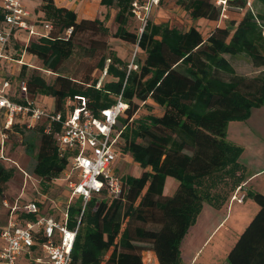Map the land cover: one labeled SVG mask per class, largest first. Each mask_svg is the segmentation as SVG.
<instances>
[{"label": "trees", "instance_id": "1", "mask_svg": "<svg viewBox=\"0 0 264 264\" xmlns=\"http://www.w3.org/2000/svg\"><path fill=\"white\" fill-rule=\"evenodd\" d=\"M133 1L101 0L118 9L112 32L105 20L79 18L74 9L42 0L41 20L50 23L51 30L11 54L18 59L25 50L55 75L48 82L37 71L26 73L23 65L20 76L27 80L30 94L52 95V110L64 118L82 104L81 97L97 117L119 95L128 104L116 126L123 129L118 152L130 153L142 172L138 176L118 172L123 183L119 197L104 188L92 196L83 214L81 197L68 207L69 226L76 227L80 220L70 264H144L146 250L155 252L159 264H185L181 245L204 204L224 207L246 178L247 168L240 160L244 147L228 138L229 123L245 121L254 108L264 106V0H251V5L249 0H228L225 11L234 16L228 24L221 23L223 9L215 0H176L190 19L216 23L207 35L197 25L183 29L151 18L142 31L141 25L131 29L130 20L136 18ZM3 16L0 8V21ZM85 34L91 36L87 44L79 41ZM107 36L138 47L132 68L109 46L103 38ZM77 46L98 59L82 75L72 76L64 66ZM237 55L247 56L260 72L238 73L231 62ZM108 60L107 73L101 77ZM142 107L147 110L141 113ZM61 131L60 123L47 132L41 125L24 139L26 153L35 158L31 171L43 193L49 194L73 157L59 152ZM14 175L15 168L0 161V192ZM170 178L175 180L172 194L166 192ZM245 197L254 199L259 209L227 261L264 264V194L250 190ZM33 201L40 209L46 205L38 198Z\"/></svg>", "mask_w": 264, "mask_h": 264}, {"label": "built area", "instance_id": "2", "mask_svg": "<svg viewBox=\"0 0 264 264\" xmlns=\"http://www.w3.org/2000/svg\"><path fill=\"white\" fill-rule=\"evenodd\" d=\"M161 2L162 0L133 1L131 10L142 23L140 31ZM215 2L222 6L223 16H227L225 10L228 0ZM248 4L251 5V0ZM1 9L4 16L0 21V76L3 63L9 58V42L15 31L25 29L30 34L36 33L34 26L28 21L31 13L25 0H1ZM44 28L48 34L52 25L45 22ZM70 32L71 29L68 30ZM109 63L110 60L107 61L102 76L107 73ZM132 67L133 61L129 69ZM10 85V80L0 83V161L10 160L5 150L15 124L18 123L24 129H32L41 121H45L43 125L46 132L54 123L62 125V131L58 135L59 152L61 155L72 153L73 157L70 166L61 176L69 189L61 219L42 214L34 201L23 204L19 199L13 203L8 199L4 200L8 219L0 231V264H70L80 220L78 219L76 227L69 226L68 207L77 197H81L83 214L92 196L104 188L113 197H119L123 193V183L115 166L123 129L116 126L128 104L119 95L117 101L103 109L97 117L86 109V99L81 97L82 104L70 109L64 118L61 112L37 106L34 99L28 97L26 79L19 83L25 102H17L11 98L8 91ZM242 189L239 186L235 190L232 201L243 202L245 192L242 193ZM29 214H36V219L21 216Z\"/></svg>", "mask_w": 264, "mask_h": 264}, {"label": "rangeland", "instance_id": "3", "mask_svg": "<svg viewBox=\"0 0 264 264\" xmlns=\"http://www.w3.org/2000/svg\"><path fill=\"white\" fill-rule=\"evenodd\" d=\"M58 4L60 5H69L74 9L79 17H82L84 14L85 9H89V4L91 2H88L87 0H74L71 2L70 0H57ZM104 13L100 14V18H105L106 24L110 26L111 28H115V22L110 21V19H107V11L109 8H105ZM38 11V10H37ZM227 16L221 17L222 24H228L230 20L234 17L229 12L226 13ZM151 19L155 22L161 23V22H170L173 25H176L178 27H181L183 29H186L191 24H195L199 26V28L203 31L205 35L208 34V32L215 26V24H205L209 20L206 18H197V19H190L185 12V10L176 3V0H167L164 2L161 6L158 5L154 8ZM211 22V21H209ZM129 27L135 28L137 25H141V21L131 19L129 23ZM112 30V29H111ZM114 30H112L113 32ZM89 37H91L88 34L81 35L80 42L83 44H87V40ZM98 38H101L100 35L97 36ZM105 38L109 46L112 47L110 42L113 40V37L107 36L103 37ZM116 51L118 52V55L121 56L124 60L129 61V65L133 61L134 57L139 55V52H137V48L132 46V49H125L122 48L119 44L115 47ZM98 57L93 58L90 57L89 54L84 51L83 48L77 46L75 50V54L65 62V71L72 75L77 76L78 74H83L85 71L87 65L89 63H96ZM231 62L235 66L236 70L240 74L245 75H256L260 72L261 68L256 67L252 64L251 60L245 56V55H237L231 58ZM34 68H30L29 73L33 71H37V73H40L48 82H52L55 78V75L50 71H44L42 69V61L38 59L37 57L34 59V64L32 65ZM100 72L97 70L95 72V75H99ZM103 77V76H101ZM34 102L37 106H40L42 108H46L48 110L53 109V96L48 94H36L33 95ZM147 110V107H142L141 113L145 112ZM254 112L252 116H250L245 121H240L243 125V127H249V128H258L262 133H264V106L260 108H254ZM156 113H160L159 109H154ZM252 118V119H251ZM251 119V120H250ZM263 122L261 126L259 125V122ZM244 123V124H243ZM261 127V128H260ZM238 133V131L236 132ZM33 134L32 130L25 129L22 131L20 135H16L14 138H12V146L8 147L6 146L5 153L10 158V160H1V162L7 166V167H13L15 168V175L14 177L8 181L3 186L2 192H0V230L2 227L6 224V221L8 219L7 214V208L4 205V200L9 199L14 202V199L18 198L21 203H26L31 201L35 196H37V193L41 192V187L39 186L37 177L34 176L32 173V168L35 163V158L31 155L27 154L25 151L26 142L24 139L27 136H30ZM251 134V133H250ZM250 134H242L238 135L239 139H241V143L245 146L253 145L251 140L254 138L252 136H249ZM264 136V134H262ZM264 140V139H263ZM241 143H238L242 145ZM243 146V145H242ZM250 148V147H249ZM249 151H253V148H250ZM250 156H253L252 153H250ZM115 166L117 168V172L120 174H132L135 176H138L142 172V168L133 160L130 153H119L116 161ZM30 175V177H28ZM173 181H175L173 178H170L166 192L172 194V185ZM55 184L58 185H64L65 182L57 179L55 181ZM235 192V191H234ZM234 192L231 193L229 200L226 204H229L232 202V196L234 195ZM64 186H58L56 188L54 185L49 191V196L51 197H60L62 199L64 197ZM246 197H244L245 201ZM237 201V200H236ZM211 205L209 203H205L203 210L198 216V219L196 223L191 226L189 229V232L185 236L182 245V257L185 260H188L189 257H191L193 254L198 252V263L197 264H208V263H218L223 260V258L228 255L229 251L231 250L232 246L235 244L237 239L231 244V247L229 251H227V246L229 245V238L224 237L223 234L226 231V226L222 228L219 232L218 230L210 237V239L204 244L205 238L210 234L215 227L216 220L219 218L218 214H215V217H212L211 211ZM48 206H45L44 209L47 210ZM214 208V207H213ZM217 209V208H214ZM58 212L55 214L57 215ZM212 218V219H211ZM250 222V221H249ZM247 223V225L249 224ZM230 224V223H229ZM246 225V226H247ZM244 230V229H243ZM218 232V233H217ZM224 238L223 241L220 242V239ZM231 239V238H230ZM233 240V238L231 239ZM231 242V241H230ZM2 244V239L0 238V245ZM226 253V254H225ZM143 261L144 264H159L158 258L154 251L152 250H146L143 252Z\"/></svg>", "mask_w": 264, "mask_h": 264}, {"label": "crops", "instance_id": "4", "mask_svg": "<svg viewBox=\"0 0 264 264\" xmlns=\"http://www.w3.org/2000/svg\"><path fill=\"white\" fill-rule=\"evenodd\" d=\"M70 1L73 2L74 0H70ZM87 1L91 2L89 4L90 8L84 10V14L82 17H79V16L78 17L79 18H89V19L98 18L101 20H105V18H100L99 15L104 13L103 7L109 8V10L107 11V17H108L107 19H110V21L115 22V28H111L110 26L109 27L112 30H116L117 28L116 15H117L118 9L115 6L107 7L105 5H102L101 0H87ZM166 1L167 0H163L159 5L161 6ZM25 2L27 5V8L29 9L31 13L28 21L30 24L34 26L36 33L30 34L29 31L25 29H19L15 31V33L13 34L9 42V48H8L9 58L6 59L3 63V71L0 76V83H2L5 80L11 81L10 88L8 89L9 93L11 94V97H19V98H23L22 94L20 93V89H19V83H20V80H22L20 76L21 71L23 70L22 67L23 65H26L27 66L26 73H29L30 68L31 67L34 68L32 65L34 64V59L36 57L33 56L32 54H29L28 52H25V50H23L21 55H19L18 59L13 58L11 54L16 53L18 49L21 50L23 46H26L30 41L35 40L37 37L46 34V30L44 28L45 22L41 20L42 11L39 8L42 0H25ZM55 2L58 6H67V5L58 4L57 0H55ZM67 7L72 9V7H70L69 5ZM0 8H1V0H0ZM135 20L138 21L137 18H135ZM211 23L212 21L211 22L208 21L205 24L209 25ZM212 24H216V23L213 22ZM137 27H140V26L137 25ZM110 44L112 45V48L114 50H116L115 47L117 46V44H119L122 48H125L127 50L130 48L132 49V46H130L129 44L122 42L119 39H115V38H113ZM140 56L143 57L144 54L140 53ZM28 97L31 99H34L33 95L30 93L28 94ZM53 105H54V99H53ZM253 112L254 110L252 111V114ZM43 124H45V121H41L37 126H41ZM241 124L242 123H240V121H232L229 123L228 129H227L228 138L236 143H241L242 141L241 139L238 138L239 137L238 135H242V134L247 135L251 133L249 136L254 137L251 140L253 145H250L247 147L241 143L244 147V151L240 157V160L246 165V168H247L246 178H245V181L243 182V189L241 192L243 193L245 191L252 190V191H258L264 194V140H263L264 136L262 135L264 133H262L258 128H256V130L255 128L254 129L249 128V127L246 128V127H243V125ZM261 124H263L262 121L259 122L260 126ZM262 128L264 129L263 126ZM34 129L35 128H32L30 130H34ZM24 130L25 129L21 128V126H19L18 123L15 124L14 131L12 132L10 139L8 140L6 146L11 147L12 138H14L16 135H20L22 131ZM237 131L238 133H236ZM249 147L253 148L252 152L249 151L250 149ZM250 153H252L253 156H250ZM116 171H117V168H116ZM59 179L64 181L65 184L64 185L54 184V186L56 188H58V186H62V187L64 186V193H63L64 197L62 199H60L59 196L55 198L51 197L49 196L48 193H43L40 191L37 193V196L33 198V199L38 198L44 201L46 204L45 206H48L47 210H45L44 208L40 209L42 214L56 216L55 214L56 212H58L57 215H61L63 212L64 205L69 197V189H68L66 181L62 177ZM16 199H14V201ZM33 199L29 202H32ZM8 201L12 202L9 199ZM29 202H26V203H29ZM258 209H259V205L254 199L250 197H247L245 201L243 202H238L236 200H233L232 202H230L229 204H226L224 207L220 209H214L213 207H211L210 209L211 211H209L211 213L209 214H211L212 217H215V214H218L219 218L216 220V224L212 232L208 234V236L205 238L204 244L210 239V237L217 230L219 232L222 228L226 226V231L224 232L223 236L229 238V242H227L229 243V245L226 248L227 251H229L231 244L237 239L238 235L241 233V231H243L247 223L251 221V219L254 217ZM48 211H51L52 214L49 213ZM230 238L231 239L233 238V240H231ZM223 240L224 238L222 237V239H220V242ZM198 252L199 251H197L195 254L189 257L188 260L183 259L184 263L185 264H197L199 260ZM227 256L228 255L226 254L223 260L218 263L215 262V263H208V264H228Z\"/></svg>", "mask_w": 264, "mask_h": 264}]
</instances>
